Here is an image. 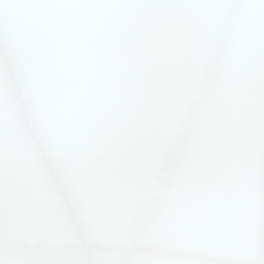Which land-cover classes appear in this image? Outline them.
I'll return each instance as SVG.
<instances>
[{
  "label": "snow or ice",
  "instance_id": "snow-or-ice-1",
  "mask_svg": "<svg viewBox=\"0 0 264 264\" xmlns=\"http://www.w3.org/2000/svg\"><path fill=\"white\" fill-rule=\"evenodd\" d=\"M0 264H264V0H0Z\"/></svg>",
  "mask_w": 264,
  "mask_h": 264
}]
</instances>
